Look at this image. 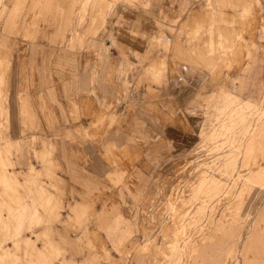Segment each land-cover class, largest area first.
<instances>
[{
    "label": "rangeland",
    "instance_id": "374dc122",
    "mask_svg": "<svg viewBox=\"0 0 264 264\" xmlns=\"http://www.w3.org/2000/svg\"><path fill=\"white\" fill-rule=\"evenodd\" d=\"M118 1L0 0V264H264V0Z\"/></svg>",
    "mask_w": 264,
    "mask_h": 264
},
{
    "label": "crops",
    "instance_id": "0c3cea01",
    "mask_svg": "<svg viewBox=\"0 0 264 264\" xmlns=\"http://www.w3.org/2000/svg\"><path fill=\"white\" fill-rule=\"evenodd\" d=\"M110 1V0H109ZM120 1V0H119ZM118 1V2H119ZM131 1V0H130ZM130 21L132 22V27L134 28V30H132V32L134 34H132V37H129V43L132 46V48L135 50V48L141 47L142 46V37L140 35H136V29H138V32L140 34H148L152 31V26L153 24H155L154 20L152 19V16L149 14H143L142 16L136 17L133 19H130ZM130 25H128L129 27ZM128 29V28H127ZM134 46V47H133ZM82 264H86L85 262H83Z\"/></svg>",
    "mask_w": 264,
    "mask_h": 264
}]
</instances>
